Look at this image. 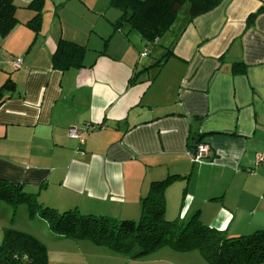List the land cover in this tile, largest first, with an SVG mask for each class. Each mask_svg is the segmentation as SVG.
<instances>
[{"label": "crops", "instance_id": "crops-1", "mask_svg": "<svg viewBox=\"0 0 264 264\" xmlns=\"http://www.w3.org/2000/svg\"><path fill=\"white\" fill-rule=\"evenodd\" d=\"M30 1L14 0L19 22L0 37V179L55 209L116 217L138 210L151 181L179 174L188 177L171 185L198 198L184 212H220L219 229L245 212L232 235L264 227V0H221L185 20L153 79L154 68L135 73L161 55V40L141 56L138 34L113 31L108 0H45L38 33L25 25ZM59 38L86 47L82 67L52 66ZM83 126L81 143L68 135ZM193 139L209 148L200 163ZM3 205L12 211L0 203V217Z\"/></svg>", "mask_w": 264, "mask_h": 264}, {"label": "trees", "instance_id": "trees-1", "mask_svg": "<svg viewBox=\"0 0 264 264\" xmlns=\"http://www.w3.org/2000/svg\"><path fill=\"white\" fill-rule=\"evenodd\" d=\"M45 0H31L27 5L34 11L25 23L35 33L41 24ZM221 0H108L110 7L118 10L119 16L112 22L113 31H122L124 36L136 32L144 41L146 54L149 48L157 45L168 32L184 4L187 6V21L215 8ZM261 7L259 10H262ZM258 11L247 18L252 23ZM14 0H0V37H5L18 24ZM108 38L100 53L104 52ZM173 42L163 47V52L151 64L136 74L154 68L153 79L165 61L172 55ZM161 45V44H160ZM141 51V52H142ZM86 47L72 41L59 38L52 53V66L59 70L83 66ZM237 63L233 65L234 69ZM241 66L244 67L242 64ZM242 67V68H243ZM135 76L129 83H135ZM13 84L7 80L2 88L9 89ZM198 143L193 139L188 148ZM190 151V150H189ZM208 157V156H207ZM206 157V158H207ZM188 176L168 174L159 180L150 182L147 190L139 197V218H115L109 215L82 213L69 208L57 212L53 207L38 203L37 193L26 191L20 183L0 179V203L15 212L26 205L30 216L34 214L43 219L56 238L89 239L97 244L107 245L114 250L129 251L138 247L134 256L146 254L162 246L177 251L196 250L208 264H264V227L237 235H225L223 231L201 223L200 212L195 210L192 217L185 221L179 217L165 218V189L176 180ZM0 264H47L45 245L33 235L5 227L0 241ZM160 264V263H154Z\"/></svg>", "mask_w": 264, "mask_h": 264}, {"label": "rangeland", "instance_id": "rangeland-1", "mask_svg": "<svg viewBox=\"0 0 264 264\" xmlns=\"http://www.w3.org/2000/svg\"><path fill=\"white\" fill-rule=\"evenodd\" d=\"M105 1L107 2V0H103V2ZM96 2L98 3L100 2V0H96ZM187 6L188 4L186 3L179 10L177 14V18L172 24L171 32H168L161 39V45L158 44V46H155L154 51L161 50V46H167V42H168L167 37H169L174 32V30H176L175 28L180 27L187 19L188 16ZM113 10H114L113 8H110V10H105L104 12L105 16L106 17H108V15L110 16ZM116 11L118 13L117 9ZM67 13L70 14V9H67ZM99 18L102 24L106 22L104 16L99 15ZM133 34H137V33L135 32ZM107 37L108 36H106V39ZM149 59L150 57H148L147 55L144 61H147ZM159 157L160 156L158 157L155 156L154 158H159ZM167 188L165 189V192L168 190L167 197H165V192H164L165 218L171 220L176 217H179L185 221L189 220L192 217V215L195 213L193 211L199 207L194 208V210H190V212H184V210L186 209V207H188V205H190L192 201L194 204L195 201L198 200V198L196 196L193 197V195L189 194L186 189L185 191H183L182 190L183 185H181V187H178L177 185V187L174 188L173 184L172 185L170 184L168 185ZM36 197L38 203L39 202L41 203L43 199L45 200L49 199L46 198L45 195L43 199H41V196H39V198L38 196ZM62 205L63 204H58L56 208L57 212H62L66 209L65 208L66 206L63 207ZM18 209L20 211L17 210V212H12V211L8 212V209L5 206L3 207L2 209L3 217H0V241L2 237V229L5 227L13 228L16 230L29 233L34 237H36L39 241H41L45 245L47 250V264H154L159 262H162V264L163 263L164 264H208L205 261V259L201 257V255L196 250L177 251L167 245L162 246L154 251H150L146 254L134 256L135 252H137L136 249L138 247H132L129 251H121V250H114L108 247L107 245L94 243L89 239H73L67 237L63 239H58L53 235L47 223L43 219L37 218L36 214H34L33 216L29 215L27 206L25 204L21 205ZM115 213L117 215L115 218L130 217L133 218L134 220H138L140 212L138 208V210L135 212H115ZM218 214H220V212H200L199 218L201 223H205L215 227L211 219L217 221L219 216ZM244 216H245V212H237L236 219L233 220L232 223L230 222L229 219L227 220V223L224 226H222L221 229L216 227L215 228L217 230L224 231V234L227 236L232 235L230 233H232L234 228L238 226V225L236 226L237 222L239 224V221L245 218Z\"/></svg>", "mask_w": 264, "mask_h": 264}, {"label": "built area", "instance_id": "built-area-1", "mask_svg": "<svg viewBox=\"0 0 264 264\" xmlns=\"http://www.w3.org/2000/svg\"><path fill=\"white\" fill-rule=\"evenodd\" d=\"M140 55H145V51H142ZM20 64V57H16L14 60H12V67L14 69L19 68ZM85 130L87 131V126H83L81 128L70 127L68 129V135L71 138L77 139L81 143ZM208 153V145L202 142L197 143L192 149H190V151H188V155L190 156L192 162H201L208 156ZM256 159L258 161H264V154L257 155Z\"/></svg>", "mask_w": 264, "mask_h": 264}]
</instances>
